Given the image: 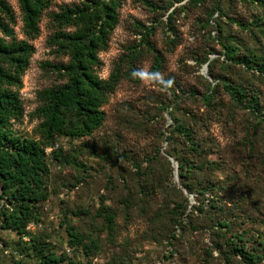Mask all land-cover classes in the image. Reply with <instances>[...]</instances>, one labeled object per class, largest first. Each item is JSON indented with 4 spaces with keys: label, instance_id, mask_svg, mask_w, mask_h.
Returning a JSON list of instances; mask_svg holds the SVG:
<instances>
[{
    "label": "rangeland",
    "instance_id": "374dc122",
    "mask_svg": "<svg viewBox=\"0 0 264 264\" xmlns=\"http://www.w3.org/2000/svg\"><path fill=\"white\" fill-rule=\"evenodd\" d=\"M80 1L52 0L41 15L38 35L28 38L18 0H7L16 15L15 38L34 47L18 90L24 115L13 127L19 134L35 137L37 92L61 82L52 64L67 60L51 45L55 27L50 13ZM220 4L238 20L264 17V0L261 5L244 0ZM214 6L215 0H122L108 46L98 54L101 78L117 66L121 70L115 90L98 102L104 119L91 134L58 136L45 148L47 196L37 204L40 220L26 229L34 240L0 225V264H40L42 252L66 254L69 259L61 264H245L235 248L242 244L250 252L263 251L264 120L236 104L222 81L217 80L213 108L201 97L210 91L209 83L215 85L203 58H218L213 73L225 74L232 86L246 87L244 102L252 93L264 112V73L242 64L227 66L212 38L214 21H219L222 32L239 40L240 52L259 59L264 35L253 27L240 29L217 11L211 15ZM147 26L152 28L145 35ZM157 54L160 66L153 70ZM174 117L193 124L211 151L207 158L219 164L214 173L200 171V177L221 186L212 195L181 187L177 161L166 154L185 151L182 137L165 140ZM100 197L115 214L112 234L96 213ZM212 199L224 205L221 210L210 207ZM77 210L88 213L73 215ZM224 219L228 229L217 225ZM66 226L83 235L82 243L96 240L97 249L87 255L82 244L71 246Z\"/></svg>",
    "mask_w": 264,
    "mask_h": 264
},
{
    "label": "trees",
    "instance_id": "16d2710c",
    "mask_svg": "<svg viewBox=\"0 0 264 264\" xmlns=\"http://www.w3.org/2000/svg\"><path fill=\"white\" fill-rule=\"evenodd\" d=\"M221 1L215 0V6L210 10L211 15L217 11L220 18L223 16L230 19L240 29L250 30V27H253L259 34L264 35L263 16L253 15L251 20L246 22L238 20L231 16L228 8L223 9ZM231 1L229 0V3ZM244 1L261 5L263 0ZM51 3L52 0H18L22 30L26 37L35 38L38 35L41 15ZM121 3L122 0H81L78 3L63 5L58 11L50 13L55 27L50 37L51 45L55 47L56 54L67 56V60L52 64L61 82L37 92L38 105L33 114L38 123L34 128L35 137H29L16 132L13 125L19 123L24 115L18 90L22 87V76L28 67L34 47L27 39L15 38L16 15L7 0H0V195H3L8 205L7 208L0 209L2 228L14 230L21 235L27 234L32 241L34 240L26 229L30 223L40 220L36 212L37 204L47 196L44 181L49 168L45 148L52 144L55 137L72 138L82 134L88 135L101 125L104 112L99 109L98 102L105 100L106 96L115 90L121 77V70L117 66L107 78H101L97 73L101 64L98 54L108 46L112 30L119 21ZM214 24L216 33L212 38L220 44L222 48L220 55L227 66L242 64L246 68L264 73V48L261 49L259 59L255 58V55L248 56L239 51L240 43L235 35L229 31L222 32L219 21H214ZM151 28L144 27L145 35L151 32ZM145 42L148 48L155 50L148 40ZM158 55L155 56L153 70H158L160 66ZM216 59L218 58L210 59L208 56L203 58L207 73L213 78L211 81L215 82L212 87L209 83L210 91L201 97L204 105L213 108L212 95L219 80L223 82L236 104L248 108L253 114L261 117L259 120H264V112L256 95L251 93L244 102L247 95L246 87L232 86L225 74L213 73ZM221 68L224 70L223 66ZM173 119V124L168 125L170 130L165 140L182 137L185 151L181 154L166 151V154L168 157L173 156L177 161L181 187L188 193L212 195V191L221 186H217L218 182L211 178L200 177V171L205 169L203 174L206 171L210 173L219 171L218 162L207 158L211 151L205 148L203 139L196 135L193 124L183 123L176 117ZM196 174L199 175L198 180ZM189 181H194L196 186ZM184 201L188 202L187 196L184 197ZM217 203L216 199L210 200V207L221 210L224 205L220 207ZM72 213L79 215L88 212L77 210ZM96 213L104 219L109 234L114 233L115 214L103 203L102 197ZM217 225L228 229L229 221L219 220ZM66 231L71 246L82 244V249L87 255L93 249H97L96 240L91 239L88 243H82L83 235L72 226H66ZM235 237L241 241L239 235ZM235 249L245 264H264V238L261 252H250L242 244ZM68 259L64 253L39 254L40 264H61Z\"/></svg>",
    "mask_w": 264,
    "mask_h": 264
},
{
    "label": "water",
    "instance_id": "95a60500",
    "mask_svg": "<svg viewBox=\"0 0 264 264\" xmlns=\"http://www.w3.org/2000/svg\"><path fill=\"white\" fill-rule=\"evenodd\" d=\"M204 71H206V65L204 66ZM175 176H177V174H175Z\"/></svg>",
    "mask_w": 264,
    "mask_h": 264
},
{
    "label": "built area",
    "instance_id": "2783aa9c",
    "mask_svg": "<svg viewBox=\"0 0 264 264\" xmlns=\"http://www.w3.org/2000/svg\"><path fill=\"white\" fill-rule=\"evenodd\" d=\"M30 225V224H29ZM29 225L27 227H29Z\"/></svg>",
    "mask_w": 264,
    "mask_h": 264
}]
</instances>
